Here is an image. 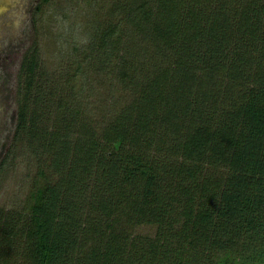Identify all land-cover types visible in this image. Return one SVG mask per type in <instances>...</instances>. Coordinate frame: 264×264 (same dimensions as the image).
Here are the masks:
<instances>
[{
  "label": "trees",
  "instance_id": "16d2710c",
  "mask_svg": "<svg viewBox=\"0 0 264 264\" xmlns=\"http://www.w3.org/2000/svg\"><path fill=\"white\" fill-rule=\"evenodd\" d=\"M110 6L79 60L19 59L11 147L41 180L0 208V264H264V0ZM97 73L118 101L91 121Z\"/></svg>",
  "mask_w": 264,
  "mask_h": 264
},
{
  "label": "rangeland",
  "instance_id": "374dc122",
  "mask_svg": "<svg viewBox=\"0 0 264 264\" xmlns=\"http://www.w3.org/2000/svg\"><path fill=\"white\" fill-rule=\"evenodd\" d=\"M111 3L112 0H0V208H24L30 190L41 180L36 161L28 152L21 146L11 147L15 73L22 53L35 46L44 66L50 69L89 53L90 40L99 30L96 27L102 28L109 20L118 21V12L110 13ZM96 75L82 85L87 97L84 107L91 121L107 118L118 101V86L109 81V76ZM135 231L152 233L149 227Z\"/></svg>",
  "mask_w": 264,
  "mask_h": 264
}]
</instances>
